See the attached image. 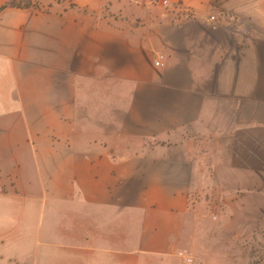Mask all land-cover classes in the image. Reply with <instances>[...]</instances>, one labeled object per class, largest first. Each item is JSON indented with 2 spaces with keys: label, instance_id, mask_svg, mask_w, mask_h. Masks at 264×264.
<instances>
[{
  "label": "crops",
  "instance_id": "obj_1",
  "mask_svg": "<svg viewBox=\"0 0 264 264\" xmlns=\"http://www.w3.org/2000/svg\"><path fill=\"white\" fill-rule=\"evenodd\" d=\"M7 1L0 264H252L264 0Z\"/></svg>",
  "mask_w": 264,
  "mask_h": 264
},
{
  "label": "trees",
  "instance_id": "obj_2",
  "mask_svg": "<svg viewBox=\"0 0 264 264\" xmlns=\"http://www.w3.org/2000/svg\"><path fill=\"white\" fill-rule=\"evenodd\" d=\"M64 2V0H9L2 8L6 7H18V8H30L37 5L38 8H47V6H52L54 3ZM71 5H75L71 3Z\"/></svg>",
  "mask_w": 264,
  "mask_h": 264
},
{
  "label": "built area",
  "instance_id": "obj_3",
  "mask_svg": "<svg viewBox=\"0 0 264 264\" xmlns=\"http://www.w3.org/2000/svg\"><path fill=\"white\" fill-rule=\"evenodd\" d=\"M161 3H162L163 5H165V6H170V5H171V3H170L168 0H161ZM215 18H216L215 16H212V19H215ZM161 57H162V56H160L159 59L155 60V65H161V64H162V62H161ZM178 253H179V255H180L181 257H183V258L186 260V262H188V263H193V262L195 261V258L193 257V255H192V254L189 252V250L186 249V248L181 249Z\"/></svg>",
  "mask_w": 264,
  "mask_h": 264
},
{
  "label": "rangeland",
  "instance_id": "obj_4",
  "mask_svg": "<svg viewBox=\"0 0 264 264\" xmlns=\"http://www.w3.org/2000/svg\"><path fill=\"white\" fill-rule=\"evenodd\" d=\"M131 7V6H130ZM131 9H139L137 6H135L134 8ZM141 9V8H140ZM257 252L253 253V260H252V264H259L261 263L263 257H264V247L260 246L259 248H256Z\"/></svg>",
  "mask_w": 264,
  "mask_h": 264
}]
</instances>
